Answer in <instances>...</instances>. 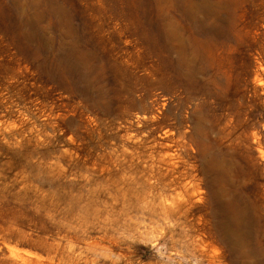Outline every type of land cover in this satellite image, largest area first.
I'll list each match as a JSON object with an SVG mask.
<instances>
[{
	"label": "rangeland",
	"instance_id": "rangeland-1",
	"mask_svg": "<svg viewBox=\"0 0 264 264\" xmlns=\"http://www.w3.org/2000/svg\"><path fill=\"white\" fill-rule=\"evenodd\" d=\"M188 1L0 0V264L249 261L223 219L233 194L264 208V0H221L185 74L162 59L191 46L143 39ZM66 49L94 82L54 77Z\"/></svg>",
	"mask_w": 264,
	"mask_h": 264
},
{
	"label": "bare ground",
	"instance_id": "bare-ground-1",
	"mask_svg": "<svg viewBox=\"0 0 264 264\" xmlns=\"http://www.w3.org/2000/svg\"><path fill=\"white\" fill-rule=\"evenodd\" d=\"M190 1L182 4L171 3L172 5L170 4V7L167 8L165 15L166 19L161 25V28L156 31L151 24H147L148 32L143 39L148 46H152L154 38H159L162 49H166L169 45L168 43L173 40H180L181 45L184 48L186 46H191L193 48L192 54H179L174 59L166 55L162 59L166 66L176 63L179 66V72L185 74L187 72L191 73L197 69L199 61L204 64V68L206 63L211 64L209 47L211 43L218 45L215 38L220 36L221 32H223V26L217 24V21L209 20L211 16H213L215 20L219 18V9L223 6L221 0L214 2L211 7L207 6V3L204 0H202L201 4H198L196 1ZM200 6L203 7L204 15L202 18L199 16L200 11L202 10L200 9ZM142 9V11H144V8ZM26 26L27 27L22 32V35L26 39L32 38L34 36L33 33L35 32L32 28V24L27 23ZM37 43L38 45L35 47L34 51L31 52L32 54H49V50L42 40H39ZM212 47L213 45H211V48ZM53 55L52 70L54 72L52 73L54 74V77L57 76L61 80H68L67 82H75V85L79 82H94L89 75H85L81 72V65L86 63L91 64V59L95 56L90 54L85 57L80 56L74 51V49H66L57 54L53 53ZM186 77L188 78V76ZM223 160L224 157L220 154L212 162V165L217 172L215 179L218 182L222 193H224L225 190L223 189L225 183V172L222 166ZM222 193L219 192V196H221ZM229 203L227 209V213L228 210L229 213L228 216L226 217L225 215V218L223 219V226L227 227V230H230L231 233L234 234V237L222 238V240L233 245L236 253L249 259L245 264H264V208L262 207L261 211L255 203L247 198L242 199L235 194H233ZM255 232L258 233V238L256 237ZM259 235L261 238H259Z\"/></svg>",
	"mask_w": 264,
	"mask_h": 264
}]
</instances>
